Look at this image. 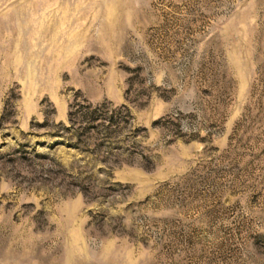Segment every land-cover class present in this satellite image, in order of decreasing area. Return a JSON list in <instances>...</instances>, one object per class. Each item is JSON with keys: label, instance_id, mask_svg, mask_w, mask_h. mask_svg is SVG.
<instances>
[{"label": "rangeland", "instance_id": "1", "mask_svg": "<svg viewBox=\"0 0 264 264\" xmlns=\"http://www.w3.org/2000/svg\"><path fill=\"white\" fill-rule=\"evenodd\" d=\"M0 264H264V0H0Z\"/></svg>", "mask_w": 264, "mask_h": 264}]
</instances>
